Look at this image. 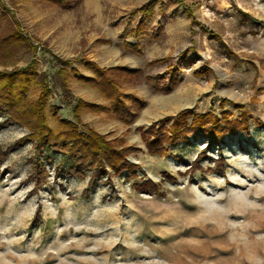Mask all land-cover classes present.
<instances>
[{"label":"rangeland","instance_id":"1","mask_svg":"<svg viewBox=\"0 0 264 264\" xmlns=\"http://www.w3.org/2000/svg\"><path fill=\"white\" fill-rule=\"evenodd\" d=\"M0 8V40L16 21L36 48L0 58V72L32 74L34 61L39 78L26 98L36 101L47 77L49 128L75 120L77 99L105 107L83 111L81 122L133 147L128 160L139 165L136 179L104 173L91 183L93 169L73 174V157L51 147L36 155L28 129L0 112V264H264V0H0ZM62 66L70 96L58 85ZM113 67L140 72L109 73L129 113L76 77L100 80ZM183 110L212 112L233 134L203 157V132L165 157L149 154L145 131L166 133ZM148 181L155 190L135 188Z\"/></svg>","mask_w":264,"mask_h":264},{"label":"trees","instance_id":"2","mask_svg":"<svg viewBox=\"0 0 264 264\" xmlns=\"http://www.w3.org/2000/svg\"><path fill=\"white\" fill-rule=\"evenodd\" d=\"M56 4H62L64 0H47ZM184 9L188 12L189 16H192L191 7L184 4ZM4 8H0V21L3 16ZM144 14H153L150 7H142L139 9ZM16 23V30L0 40V58L5 60H12L15 49L26 45L27 47H34L32 41L23 35L20 25ZM132 48L137 47L135 44L129 43ZM34 61L29 65L33 73L28 74L25 69L14 68L10 71L0 72V112L8 116V122L17 123L23 127H26L29 134L25 140L33 143L36 155H41L43 148L51 147L58 153H66L73 157V165L70 166V172L83 176L84 169H93L91 174V183L99 178L102 174H109L120 176L124 172L128 173V178L136 179V169L139 165L128 160L131 153L136 150L133 147L125 146V143L119 139L109 141L106 136L96 132L90 128L87 124L82 123L80 116L85 110L100 112L107 110V108L98 106L95 104L87 103L81 99H77L75 105L72 108L75 120L62 119L60 125L62 131L54 133L47 124V98L49 92V84L47 77H43L41 91L36 101L27 100L32 84L39 78V75L32 68ZM88 64L95 69L97 66L94 63L88 62ZM127 72L131 74H140L139 71H127L122 68H108L103 69L100 75V80L85 78L81 75L76 77L81 82L93 83L97 85L106 96L112 100V110L114 112L128 111L129 108L125 107L119 100V91L117 83L109 76L111 72ZM58 85L61 90L70 96L68 87V70L66 67H60L58 70ZM173 85H177V81L173 82ZM171 89H167L166 92H170ZM221 105L227 103V100H221ZM236 108H241L237 106ZM53 109V108H52ZM129 113V112H127ZM226 115L228 113H225ZM224 114V115H225ZM193 115L190 110H183L177 115V119L171 125L169 131L166 133L154 132V127L151 131H145L150 133L152 139H146V148L149 154L165 157L168 155L171 147L178 145L181 142H189V136L196 135L198 132H203L208 142L205 149L201 152V157L205 152L213 146H218L223 143L224 138L232 133H225L220 125L219 119L212 112L204 114L193 115L191 124L187 123V119ZM171 119H167L169 122ZM209 125V128H208ZM162 128V127H161ZM160 128V129H161ZM157 133H159L157 135ZM235 133V132H234ZM222 159H217L215 162L219 163ZM37 175L36 185L41 186L45 181V170L41 169L39 163L36 164ZM220 165H218L219 167ZM194 168H199L198 161L191 167V171ZM41 170V171H40ZM43 172L42 175L39 173ZM112 174V175H110ZM109 179V178H108ZM110 180V179H109ZM142 191H153L156 186L151 181L145 182L141 186L135 184V188Z\"/></svg>","mask_w":264,"mask_h":264}]
</instances>
